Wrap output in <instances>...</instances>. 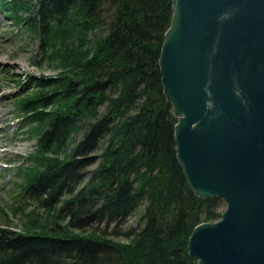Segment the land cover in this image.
<instances>
[{
	"label": "trees",
	"instance_id": "obj_1",
	"mask_svg": "<svg viewBox=\"0 0 264 264\" xmlns=\"http://www.w3.org/2000/svg\"><path fill=\"white\" fill-rule=\"evenodd\" d=\"M0 7L39 37L41 63L59 56L67 71L30 75V93L16 98L31 133L39 126L41 157L24 175L27 200L15 207L25 220L0 227V264H197L189 237L220 220L224 201L196 195L177 159L178 119L159 67L172 0H1ZM142 206L143 225L122 231ZM40 209L54 222L38 223Z\"/></svg>",
	"mask_w": 264,
	"mask_h": 264
},
{
	"label": "water",
	"instance_id": "obj_2",
	"mask_svg": "<svg viewBox=\"0 0 264 264\" xmlns=\"http://www.w3.org/2000/svg\"><path fill=\"white\" fill-rule=\"evenodd\" d=\"M161 48L177 159L220 220L188 240L197 264H264V0H172Z\"/></svg>",
	"mask_w": 264,
	"mask_h": 264
},
{
	"label": "rangeland",
	"instance_id": "obj_3",
	"mask_svg": "<svg viewBox=\"0 0 264 264\" xmlns=\"http://www.w3.org/2000/svg\"><path fill=\"white\" fill-rule=\"evenodd\" d=\"M4 12L0 8V130H2L0 133V208L4 207L8 213L6 215L0 210V227L8 222L14 226L20 225L23 219L25 220L19 213L15 215V207H23L19 201L27 200L28 197L24 193L27 179L24 175L29 169L32 172L37 171L38 163H34L35 156L41 157L36 136L39 126L36 127V134L35 125L31 133L30 120L22 119V113H19L15 103L16 98L23 94L27 95L33 88V85L29 84L30 75L37 80L42 77L50 79L63 75L66 71L59 61V56L52 65L45 61L41 63L40 61L43 60H40L39 37L25 24L19 25ZM27 83L28 86H24ZM23 86L25 89L21 90ZM8 124L10 126L5 131ZM78 137L81 138L82 134ZM100 153L101 150L96 152V155ZM95 166L96 164L90 166L88 171L93 170ZM34 205L30 208L27 206V211H30ZM144 209L145 206H142L135 211L121 230L126 231L143 225ZM225 209L224 202L220 211L223 213ZM36 213L38 223L54 222V216L50 212L40 209ZM100 228L103 229L104 226ZM112 236L117 241L126 240L124 235Z\"/></svg>",
	"mask_w": 264,
	"mask_h": 264
},
{
	"label": "bare ground",
	"instance_id": "obj_4",
	"mask_svg": "<svg viewBox=\"0 0 264 264\" xmlns=\"http://www.w3.org/2000/svg\"><path fill=\"white\" fill-rule=\"evenodd\" d=\"M24 119V118H22ZM30 125H31V119H30ZM10 125L8 124V126L6 127L5 131L7 130V128L9 127ZM2 132V130H0V133Z\"/></svg>",
	"mask_w": 264,
	"mask_h": 264
}]
</instances>
